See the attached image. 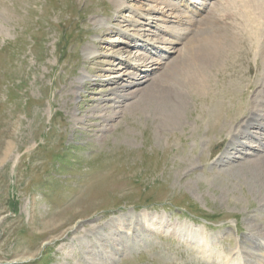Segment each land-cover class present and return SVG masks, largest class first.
Returning a JSON list of instances; mask_svg holds the SVG:
<instances>
[{
	"label": "rangeland",
	"instance_id": "obj_1",
	"mask_svg": "<svg viewBox=\"0 0 264 264\" xmlns=\"http://www.w3.org/2000/svg\"><path fill=\"white\" fill-rule=\"evenodd\" d=\"M185 1L125 0L115 8L112 0H0V264H264L261 151L225 158L226 132H212L202 116L207 97L184 92L182 123L179 114L163 122L154 106L179 88L181 35L209 11ZM119 28L167 49L114 107L108 98L129 79L107 83L116 75L107 63L123 71L145 52L157 58L134 51L137 36L125 44ZM254 58L245 53L236 63L251 81L264 74ZM82 74L90 79L78 83ZM246 85L235 104L243 92L254 99L258 84ZM111 110L120 112L108 122L97 117Z\"/></svg>",
	"mask_w": 264,
	"mask_h": 264
},
{
	"label": "bare ground",
	"instance_id": "obj_2",
	"mask_svg": "<svg viewBox=\"0 0 264 264\" xmlns=\"http://www.w3.org/2000/svg\"><path fill=\"white\" fill-rule=\"evenodd\" d=\"M179 1L182 2V5H185V0ZM204 1L205 0H194V2H192L193 4H196L195 2L201 3L202 7L198 8L200 11L205 10L207 5L210 4L209 11L207 10L208 14L204 16L203 19L196 21L195 24L191 25L189 32H183V35L180 33L179 84L177 83L179 88L177 89L176 86H174L173 90L170 92L166 89V91H164L165 93H161L162 95L159 97L160 100H155L154 106L156 111L160 114L159 116L162 117L163 122H171L174 120L173 118L179 114V123H182L180 119L181 113L184 112V110L189 109L184 98V92L194 98L202 96L207 97V101L210 102V108L201 113L202 116L207 119L206 121L210 122L212 132L217 133L218 126L221 128L223 127L221 132H226L225 135L227 137L226 139L229 148L225 150L226 152L224 151L223 156L229 159L240 151L242 152L241 154L247 155L251 153L246 152L249 151L247 150V147H250L254 151H261V154L256 158V164L261 165V168H264V149H261L264 146V74H257L253 81L248 80L249 76H246L247 71H245L242 66L244 63L240 61L239 64L241 65L236 64L245 53L249 54V52H252L254 57L257 58V60L260 59L264 66V0H221V3L218 5H211V1H208V3ZM112 2L115 8H121L127 4L125 0H112ZM174 6L175 5H172L173 8H171L172 11L170 13H173V10L176 9V6ZM133 10L139 17L143 16L145 11L142 7H135ZM158 11L160 10L157 8V12ZM190 11L194 15L199 13V10L194 6L190 8ZM123 15H127V13H124ZM97 22L102 25L107 24L102 20H98ZM162 28H164V26H162ZM117 30L118 33H121L124 37L125 44L131 41L135 36H137V39L139 38L138 40L136 39L137 41L134 40L133 46L136 47V50L134 51L149 50L151 51L149 54H157V58H153L145 52L142 57L138 56V62L127 65L123 71H121L120 68L118 70H113L115 69L113 66L114 63H110V61L107 63L109 67L105 69L116 73V75H110L107 77V83L112 82L111 79L114 77L122 79L123 76H125L126 79H129L127 83H119V88H114L112 92L114 97L108 98L114 103V107L120 106L119 104L123 102V100L133 94V91L127 93L124 91H127L128 88L131 87L138 89L137 87L148 80L147 73L155 68V66L151 67L149 61H158L157 59L163 57L165 54L161 53V50L164 48L167 49L164 45L154 44L155 42L148 45L143 44L148 38L144 36V39H142L143 35L138 34L135 30L132 33H128L121 28ZM168 33L172 32L168 31ZM173 42L175 41L168 38H161L160 41L161 44H170ZM239 43L242 45H239ZM241 46L243 48H241ZM119 50L121 53L122 49L120 48ZM85 53L92 55L95 53V50L91 47H87L85 48ZM130 55L131 54L129 53L128 56ZM113 56V60H115V58H120L119 52L115 53ZM131 56L134 57V55ZM227 58L228 62L226 67L225 61ZM127 61H129V59ZM139 65L142 67L141 71L144 74L140 75V78H137L135 77V69H137ZM223 67H225L224 70ZM171 69L172 68H169V71ZM166 71H168V69H166ZM214 71H218L217 76L221 82L219 83V86H217L216 81L213 78ZM250 73L252 74V72ZM88 79H90L89 75L82 74L77 81L78 83H83ZM227 81L231 82V85L228 88L224 85ZM249 81L251 83H249ZM115 83L117 82L115 81ZM254 83H257L259 87L258 91L255 93L254 99L249 103L246 101L247 99H244L245 95L243 92L241 93V96L243 97L242 101L238 100L235 104L238 95L237 91L241 90L242 85L247 84L248 86H251V84ZM182 88H184L185 91ZM216 88L219 90V97L216 96V100H214L215 93L213 95V91ZM76 93L79 94L77 90ZM226 102H229L230 105ZM111 111L112 112L108 115L99 114L97 117L108 122L120 112L119 110ZM225 113L227 117L225 118L228 119L226 120V125H220V121ZM246 137L254 140L256 142L255 145H249L245 140ZM230 150L234 152H230ZM66 223L67 222L64 224Z\"/></svg>",
	"mask_w": 264,
	"mask_h": 264
}]
</instances>
